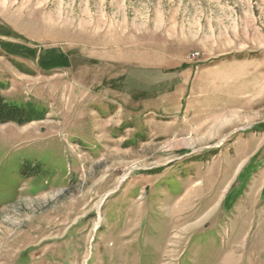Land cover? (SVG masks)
<instances>
[{
    "label": "rangeland",
    "instance_id": "rangeland-1",
    "mask_svg": "<svg viewBox=\"0 0 264 264\" xmlns=\"http://www.w3.org/2000/svg\"><path fill=\"white\" fill-rule=\"evenodd\" d=\"M0 97V264H264V0H0Z\"/></svg>",
    "mask_w": 264,
    "mask_h": 264
},
{
    "label": "trees",
    "instance_id": "trees-1",
    "mask_svg": "<svg viewBox=\"0 0 264 264\" xmlns=\"http://www.w3.org/2000/svg\"><path fill=\"white\" fill-rule=\"evenodd\" d=\"M44 112L37 110L31 105L18 106L6 102L0 97V125L16 123L25 125L35 120H41Z\"/></svg>",
    "mask_w": 264,
    "mask_h": 264
},
{
    "label": "bare ground",
    "instance_id": "bare-ground-1",
    "mask_svg": "<svg viewBox=\"0 0 264 264\" xmlns=\"http://www.w3.org/2000/svg\"><path fill=\"white\" fill-rule=\"evenodd\" d=\"M209 127V126H208ZM206 128V127H205ZM202 132V131H201ZM200 133V132H199Z\"/></svg>",
    "mask_w": 264,
    "mask_h": 264
}]
</instances>
